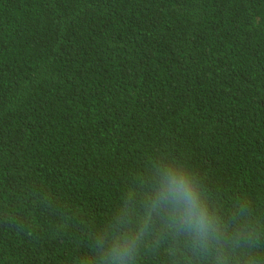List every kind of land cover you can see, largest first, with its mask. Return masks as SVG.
Returning <instances> with one entry per match:
<instances>
[{
  "label": "trees",
  "instance_id": "16d2710c",
  "mask_svg": "<svg viewBox=\"0 0 264 264\" xmlns=\"http://www.w3.org/2000/svg\"><path fill=\"white\" fill-rule=\"evenodd\" d=\"M168 168L264 264V0H0V264H101ZM129 264L211 261L152 212Z\"/></svg>",
  "mask_w": 264,
  "mask_h": 264
},
{
  "label": "clouds",
  "instance_id": "9594fccd",
  "mask_svg": "<svg viewBox=\"0 0 264 264\" xmlns=\"http://www.w3.org/2000/svg\"><path fill=\"white\" fill-rule=\"evenodd\" d=\"M154 199L145 204V216L138 230L115 235L107 248L102 246L101 264H129L147 234L152 212L165 219V226L174 238H182L193 258L211 264H229L230 239L222 230L219 218L209 211L206 198L195 176L186 169L168 168L160 173ZM166 212V218L162 213ZM123 223V222H122Z\"/></svg>",
  "mask_w": 264,
  "mask_h": 264
}]
</instances>
